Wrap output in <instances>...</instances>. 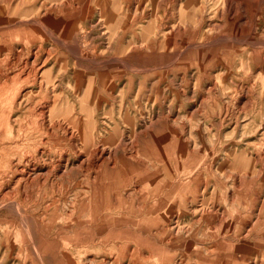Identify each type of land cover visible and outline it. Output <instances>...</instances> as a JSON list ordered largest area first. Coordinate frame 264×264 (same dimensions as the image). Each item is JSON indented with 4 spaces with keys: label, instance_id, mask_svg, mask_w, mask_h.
Masks as SVG:
<instances>
[{
    "label": "rangeland",
    "instance_id": "374dc122",
    "mask_svg": "<svg viewBox=\"0 0 264 264\" xmlns=\"http://www.w3.org/2000/svg\"><path fill=\"white\" fill-rule=\"evenodd\" d=\"M187 1L118 0L121 34L115 38L105 24L112 0H94V9L106 3L105 15L94 13L72 30L44 15L36 26L37 45L23 43V59L28 50L53 52L43 73H51L54 83L48 90L44 85L40 97H35L38 86H27L18 98L10 94L0 103V264H143L145 258L148 264H216L207 261L210 255L181 246L182 237L154 244L138 236L149 226L143 204L133 200V187L124 193L130 197L125 203L135 202L136 209L106 206L93 218L99 197L91 184L97 176L105 182L114 178L105 176L116 162L124 172L123 158L131 148L141 145V156L143 146L154 152L156 144L169 141L172 128L177 151L183 153L179 157L195 154L197 160L182 162L172 154L166 168L158 160L141 159L166 182L174 177L193 187L199 173L207 180L193 193L197 210L183 213L182 227L198 229L196 241L213 252L214 246L228 244L218 264H226L228 249L238 258L252 249L248 257L255 264L259 250L254 244L264 237V0H234L236 11L228 19L222 0H193L189 13L197 8L199 22L193 26L188 21V42L187 32L181 31ZM196 34L204 38L203 45L199 39L192 43ZM53 37L63 45H53ZM112 50L118 68L111 67ZM74 55L86 66L95 56L100 68L79 73ZM7 59L0 57L1 64ZM120 146L129 152H114ZM98 148L108 149V155L113 150L116 161L108 168L84 164ZM195 168L198 172H192ZM167 171L173 176L168 178ZM204 200L208 211L217 210L224 218L230 233L243 231L244 222L246 231L257 222L262 229L257 226L242 242L210 241L212 231L195 215ZM160 243L170 247L161 249Z\"/></svg>",
    "mask_w": 264,
    "mask_h": 264
},
{
    "label": "bare ground",
    "instance_id": "6f19581e",
    "mask_svg": "<svg viewBox=\"0 0 264 264\" xmlns=\"http://www.w3.org/2000/svg\"><path fill=\"white\" fill-rule=\"evenodd\" d=\"M16 1L17 0H0V27H2L1 28L2 33L0 34V57H2L4 55L6 57H8V59L5 62H3L2 64L0 62V80H2V83L0 81V85L2 84L0 86V103L6 102V98L10 94L13 95L14 99L18 98V96L20 95V91L24 90V88H27V86H31V87H37L38 86L39 87L38 89L40 91H38V93L35 95V97L37 98V97L44 95V92H43V86L44 85L47 87L46 90H48L49 86L53 85L54 80L51 77V73H46V74L43 73L44 70L47 69L48 63L52 59L51 53H53V52H49L47 50L45 51L44 49H42L41 52L37 51V49L28 50V54L26 56H24V59H23L22 58L23 50H20V48L25 47L26 44L37 45V41L35 40L37 38L36 37V35H37V27L36 26L39 23L43 24V22H44L43 16L44 15H49L51 17L57 18L59 20V23L61 26H65L67 29L72 30L77 25H79L81 23H85L87 21V19L92 14L100 13L101 15H105V12L107 11L106 3H104L103 7L100 6V8H98L99 10L94 9V8H96V7H94V8L92 7L94 0H24L23 3L19 4V6L16 5ZM233 3H234V0H222V4H223L222 9H223L224 15L226 16V19H228L232 16L233 11H236V10H233V8H234ZM193 6H194L193 0H189L185 3V14L183 16V29L181 28L182 33H183V31L187 32L189 20H191V22H193L192 23L193 26H196V24L199 22L197 20V18L194 16L197 12V10H196L197 8H193L192 12L189 13V9ZM108 7H109L108 8V17H107V20L105 22V24L107 26V30H109L115 38L120 37L119 36L121 34V26H120L121 6H120V3L118 2V0H112L110 6H108ZM20 8H23L24 10L20 11ZM138 9H136V10L138 11ZM22 12L24 15L23 17L21 14ZM42 13H44V14H42ZM21 18H24V19L21 20ZM101 22L104 23V21H101ZM6 24L8 25V28L4 27V25H6ZM180 25H182V24H180ZM95 27L96 26H94V28ZM188 32H190V31H188ZM188 32L186 34L187 42H188ZM153 37H155V39H157L156 36H153ZM200 37H201V34H200V36H198L196 34L193 37H191V40L193 41L192 43H194L197 39H199V42L197 44L203 45V42H204L203 39L204 38H200ZM16 38L22 39V41L20 43L16 44L14 42V39H16ZM52 41H53V45H63V43H64L63 41H62L63 42L62 43L61 40H59L58 38L56 39L54 37H53ZM23 43L25 44V46ZM113 44H114V42H113ZM243 44H247V42L243 43ZM112 52H113L112 53V56H113L112 57V63L110 61V64H112L111 67L118 68V66H119L118 63H120V62H118L120 60H118V58H117L118 54H117V52H115L113 50H112ZM71 53L74 54L75 52H73V50H72ZM45 56H47V57L44 59ZM73 57H75V55ZM94 57L92 58V60H90L91 66L90 65L86 66L80 58L75 57V60H76V63L74 65L75 69L78 72L80 71L79 73H81L83 71L84 72L89 71V70L91 71V69L95 70L97 68H100L99 65L101 63L97 59H95ZM108 57L109 56H107V58ZM71 59H73V58H71ZM86 63H88V62H86ZM105 65H107V64H105ZM61 71H65V69L61 68ZM55 72H57V71H55ZM134 73H135V71H134ZM62 76L64 78V75H62ZM95 80H94V82H95ZM52 92H54V91H52ZM42 101H40V102H42ZM40 106H39V108H40ZM40 112H41V109H40ZM81 113H82V111H81ZM45 114H46V112H45ZM41 117H42V115H41ZM173 122H175V121H173ZM70 127H72V126H70ZM71 133H72V131H71ZM173 133H175V131H173V128H172L171 134L169 135V138L167 139L169 141H166L165 145L163 143L156 144L154 146V152L150 151L147 147H144L142 145L143 147L141 148L140 151H143L145 156H141L140 152H137V150L141 147V145H140V147L136 146V148H134L136 150H134V151H133V148H131L130 154L123 158V160L125 161L122 165L125 168L124 172L120 171L121 170L120 164H118L117 162L111 166L112 168L109 167L110 161L112 159L114 161H116V156H114L112 153L113 150H112V152L110 151L109 152L110 154L108 155V154H106V152L109 151L108 149L106 150L103 148L102 149L98 148V149L93 151L92 155H89L90 160H87L86 162H84L85 165L89 164L90 161L93 162L92 165H94V166H95L94 163H96V165L98 163H100L99 165L107 166V168L109 167L108 168L109 171H107L108 174L105 176V178L114 177L112 179H109L108 182H105V180H102V178L97 176L94 183L91 184L92 188L96 191V194L99 197L98 201H100V202L97 201V203L95 204V207L92 206L95 209L93 211H96L93 218H95L97 215L100 216V214H102L103 208H105L106 206L109 209H121L125 206H128L131 209H136L135 202H132L131 204L125 203V202L130 201V197L125 198L124 193L127 191V189H129V191H130V189H132V187H133V190H132L133 200L138 199V202L140 204H143V208L146 209V215H147V220H145L146 221L145 223H147V226H149L148 228L144 229V231L148 232V233L144 234L141 230L142 234H138V236L144 235L147 238H150V240L152 242H154V244H157V242H156L157 239L159 241H162L161 238L165 239L168 237H176V238L182 237L180 239L181 241H183V242H181V246H183L187 250L190 249V250H195V251L201 252V253L204 252L207 255H210L209 256L210 259L207 260L208 262L218 264L220 256H221V252L226 250V249H224L223 245H228V244L223 243L222 245L214 246L212 249L213 250L215 249V251L213 252V251H211V248L208 247V245H204V244H201V243L196 241L198 239L199 234H200L198 229H196L194 231L188 230L185 227H182L183 225L181 223L183 213H188V211L197 210L195 208V205H198V202H195V204L192 205L193 204L192 200L194 199L193 193L195 191H200V190H198L199 185L203 184V186H204L205 182L207 181L203 177L202 173L197 174L195 176V178L192 179V181L195 182V186H193V187L191 185H189L190 184L189 181H186L185 183L184 182H177V181H175L174 177L169 182H166V180L161 179L156 172H153L152 168L149 166L148 163H146V161L141 159L142 157H148V160H153V161L158 160V162H160L166 168L169 167V155H172V154H173L174 158H177L182 162H183V160H187V162L190 163V162L197 160L198 157L195 154H191V155L188 154L186 159H184L183 157H179L180 155L183 156V153H179L177 151V149L179 148V145H178V141L176 140V137ZM92 135H93V133L91 131L90 136H89L90 142L92 140ZM176 143H177V147H176ZM117 148H115L114 152H118V153L121 152L122 154H126V152L128 151L127 150L128 148L127 149L121 148V146L117 147ZM192 152H193V150H192ZM193 153H196V152H193ZM84 160H85V158H84ZM97 168L99 169L100 166H97ZM53 169H54V167H53ZM86 169H87V167H86ZM34 170L36 171V169H34ZM198 170L199 169L195 168L194 170H192V172H198ZM209 171H211V170L209 169ZM168 174H169L168 178L173 176L170 171L168 172ZM26 182H27V180H26ZM169 183H171V185H168ZM178 183H179V188H174L173 186H176ZM136 186H138V187H136ZM134 187H136L135 190H134ZM103 188H106L105 190H108L109 188H114L117 190V192H116L117 194L111 193V192H108V194H105L104 193L105 190L104 191L102 190ZM99 192H101V193H99ZM203 193H205V192H203ZM153 198H157V202H155V203L150 202V200ZM105 202H107V204H105ZM205 203H206V200L199 203V206H200L199 209L200 210H198L199 212H196L195 215H197V213H199V216L201 217V219L205 221L207 228L212 231L209 234V238H210L209 240L210 241L214 240L213 242H215L219 238H222L224 240H225V238H228V240H236L237 242H242L241 240L246 241L251 235L255 234L254 230L256 229L257 226L260 227V229H262L260 226L261 224H259V222H257L258 223L257 225H255V226L253 225V228L251 226V228L246 231L248 226L244 222L243 223L244 227H242L243 231H238L237 233H230L229 229H226L227 224L223 223L224 218L221 219L222 217L219 216V213L217 212V210H215V212L210 211V210L208 211L207 208H205ZM232 203L235 204L234 200L232 201ZM176 217H177L178 221L176 223H173ZM137 222H138V223H136L137 225L141 224L140 221H137ZM225 235H228V237H224ZM257 239L259 242L255 243L254 246H256V251H258V250L259 251L256 252V260L254 261L255 264L258 263V259H260V258L264 259V237L257 238ZM231 242H234V241H231ZM160 245L162 246V247H160L161 249H164L166 247H170L169 244L166 245L165 243H160ZM202 246H204V247H202ZM230 246L231 245L229 244V247ZM236 246H238V244ZM235 250L237 251L238 249H235ZM228 251H230V249H228ZM228 251H227V254H225V257H223V258H227L226 264H238V263L245 264V261H248V264L249 263L251 264L250 257H248V256L253 255V253H251L252 249H251V251L249 250L247 252H241V254H242V257L240 256L241 258H238L237 255L232 254L233 250L231 252H228ZM236 251H234V252H236ZM232 255L235 258H233ZM212 256H213V258H211ZM236 258L241 259V260H237ZM242 258L244 259V261H242ZM149 261H150L149 258H145V259H143V264H148ZM221 262H222V260H221ZM261 262L264 264V261L261 260ZM158 263L164 264V262H162V261L158 262Z\"/></svg>",
    "mask_w": 264,
    "mask_h": 264
}]
</instances>
